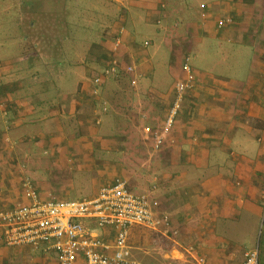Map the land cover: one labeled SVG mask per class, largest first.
Returning <instances> with one entry per match:
<instances>
[{
	"label": "crops",
	"instance_id": "1",
	"mask_svg": "<svg viewBox=\"0 0 264 264\" xmlns=\"http://www.w3.org/2000/svg\"><path fill=\"white\" fill-rule=\"evenodd\" d=\"M36 1L43 0H0V12H21L30 9L32 2L40 12L47 11L45 4L38 6ZM183 3L95 0L88 15L99 18L98 37L89 46L78 44L79 59L66 55L63 64L78 66L77 83L66 90H46L48 80L62 78L65 70L56 71L53 63L38 60L43 42L54 45L67 38L66 32L51 37V27L38 30L36 21L24 24L27 31L13 28L19 35L13 42L19 53L0 60V211L26 200L24 182L30 179L22 156L29 158L27 146L43 141L82 146L90 139L74 135L70 123L97 129L105 115L122 122V127H137L142 134L140 153L147 163L144 169H148L144 183L134 181V186L132 173L115 165L111 173L104 171L107 184L123 178L131 191L137 188V194L145 193L157 203L156 214L169 219L167 232L133 226L131 249L141 250L156 264H196L199 257L204 264H242L246 252L257 249V220L264 218V147L259 162L250 163L252 158L249 161L251 156L242 145L247 142L245 135H262L264 144V0H187L185 8ZM53 11L42 17H60L57 9ZM102 17L110 22L101 23ZM223 19L228 21L219 27ZM57 22L53 21V30L61 27ZM67 46H62L66 54ZM248 48L251 57L245 83H235L233 73L215 72L214 62L226 65L228 56ZM185 57L192 69V86L184 93L174 126L160 149L154 150L143 127H162L175 83L186 78ZM111 64L117 72L105 75ZM127 66L133 68L131 73ZM94 75L102 76L97 94L92 93ZM125 142L126 135L121 134L94 143L117 151ZM23 150L26 153L21 154ZM79 150L75 152L78 162L92 159ZM31 184L44 199L69 196L58 185L52 189L42 181L36 189ZM101 235L112 241L114 231L104 228ZM258 257L260 264L259 252ZM0 264L60 263L53 252L41 248L5 245L0 229ZM75 264L84 263L80 259Z\"/></svg>",
	"mask_w": 264,
	"mask_h": 264
},
{
	"label": "rangeland",
	"instance_id": "2",
	"mask_svg": "<svg viewBox=\"0 0 264 264\" xmlns=\"http://www.w3.org/2000/svg\"><path fill=\"white\" fill-rule=\"evenodd\" d=\"M3 2L5 1H2V3ZM186 2L187 0H184L183 8L186 7ZM41 3L42 5L45 4L44 6L47 7V11H44V13L43 11L40 12V10L36 9L37 7H34L33 2L30 9L28 8L21 12H16L14 10L6 13L0 12V29L10 30L8 33L0 32V60H10V57L14 58V56L19 53L13 43L14 39H17L19 35L13 31V28H15L16 31L19 30V32H22V29L27 31L26 28L28 25L27 27L24 26V24H27V22L33 25L34 21H36L38 24H40L38 30H40L43 26L48 25L46 28L50 26L51 37L58 38L64 35L66 32L67 38H60L62 40L56 42L54 45H49L43 42V48L38 49V52L40 53V55H38V60L42 63H53L51 65L56 71L59 70L61 72V70H65L63 75L60 74L62 78L48 80L46 90L54 88H63L65 90L66 88L71 89L72 86L77 83V73H74V71L78 66H75V64H63V61H65L67 58L66 55H68V57L71 59L75 58L74 60H77L79 57H81L82 54L79 48L80 45H78L79 43H85L86 46H89L93 41H96L98 37L96 28L99 23V18H91V15H88V9L92 8V6L95 4V0H70V3H57L53 0L35 2V4L38 6ZM109 6L112 11L115 9L114 3L111 2ZM54 8L58 10L56 13H59L60 17L55 16L51 18L50 16L49 19H44L42 17L43 14L54 13ZM104 9L108 11V8L105 7L103 10ZM23 21L26 22L23 23ZM53 21H59L57 23H60L61 27L53 30ZM105 21L108 23L110 22L103 17L100 19L101 23ZM37 38L38 37L33 36L32 40H37ZM165 43L168 42L165 41L164 44ZM64 44L69 45L67 46V54L66 52H63L64 47L62 48V46ZM39 45L42 46V44ZM250 57L251 53L249 48L244 49L243 51H236L230 57H227L228 63L226 65L224 62L219 60L218 63L214 62L212 67L215 68V72H221L223 74L225 73L226 75L233 73V76H235L237 79L235 83H240L241 81L245 83L247 77L243 78V76L246 73V68H248L250 65V63H248ZM230 60H232V65H230ZM156 66L159 67V64ZM161 68L162 66H160V69ZM52 77L55 76L53 75ZM35 85L37 88L42 89L39 85ZM45 85L46 81L43 82L42 87L45 88ZM46 109L47 108L44 106L42 111H46ZM124 123L128 124L127 122ZM70 125L71 131L74 133V135L76 134L77 137L89 138L90 142H87L84 145L82 144V146H80V144L71 146L72 141H70L68 145L64 146L63 144L56 142L47 144V141H43L38 146H27L30 152L29 158L27 159L26 156H22L25 158L24 163H26L25 172L27 173L26 175L30 179V182L35 185L36 189L38 187L37 185L43 181L47 182L49 186L52 187V189L55 188V185H58L62 187L63 190L65 189L67 192H69L67 200L89 198L95 195L101 186L107 184V180L104 178V171L111 173L115 165L118 164L126 168L125 172L132 173L134 179L130 180L131 185H134V181H136V183L143 184L145 179H147L146 173L148 169H144V167L147 166V163L143 161V156L140 153V147L143 145L141 143L142 134L138 132L137 127L132 125L122 127V122L114 120L110 117H106L105 115L103 123H101L100 127L97 129L82 128L80 124L75 122L73 124L70 123ZM121 134L126 135V142L122 148L117 151L105 147L104 145H96L94 143L99 139L102 142V139H106L107 137L111 138L114 135L120 136ZM245 136L247 142L246 144L242 145V147L246 150L249 156H251L249 161L251 158L252 161L250 163H257L260 159V157H258L259 151H261V149L264 147L263 142H260L262 135H259L258 138H252L250 135ZM91 140L93 142H91ZM77 149H80L79 151L83 149L82 152L85 153V155L88 153L92 159L90 160L87 158L85 161L86 164L78 162V157L75 156L77 155V153H75ZM239 152L240 150H237V153ZM24 153H26L25 150L21 151V154ZM261 155L264 157L263 151H261ZM68 159H70V161H68ZM55 164L61 168L58 170ZM64 166L65 168H63ZM107 166L108 170H106ZM142 175H145L144 178ZM131 189L133 192L139 193L137 188L133 187ZM257 221L259 237L255 246L258 249L260 255V264H264V218H261ZM250 225V223L247 224V226ZM131 255L133 259H137L145 263L156 264L155 262L150 261V259H148V257L143 254L141 250L131 249Z\"/></svg>",
	"mask_w": 264,
	"mask_h": 264
},
{
	"label": "built area",
	"instance_id": "3",
	"mask_svg": "<svg viewBox=\"0 0 264 264\" xmlns=\"http://www.w3.org/2000/svg\"><path fill=\"white\" fill-rule=\"evenodd\" d=\"M227 21L221 20L218 26ZM183 70L186 78L175 83L174 99L162 127L159 130L143 127V132L151 137L154 150L160 149L174 126L184 93L192 86L189 57L184 58ZM126 71L131 73L133 68L127 66ZM116 72V65L111 64L104 74ZM101 78V75L93 76V94L99 92ZM24 188L25 201L0 211L3 242L8 246H30L53 252L60 264H75L80 259L84 264H150L131 257V228L141 226L157 232H167L169 228L168 216L155 213L157 203L145 193L131 191L123 178L101 186L92 197L77 200L41 198L28 179ZM104 228L113 229L112 241L102 237ZM258 261V250L252 249L246 252L242 264H258ZM195 262L204 264V259L199 257Z\"/></svg>",
	"mask_w": 264,
	"mask_h": 264
},
{
	"label": "trees",
	"instance_id": "4",
	"mask_svg": "<svg viewBox=\"0 0 264 264\" xmlns=\"http://www.w3.org/2000/svg\"><path fill=\"white\" fill-rule=\"evenodd\" d=\"M153 130V129H152Z\"/></svg>",
	"mask_w": 264,
	"mask_h": 264
}]
</instances>
